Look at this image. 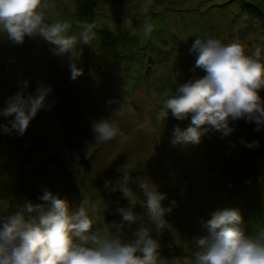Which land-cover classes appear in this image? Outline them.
<instances>
[{"label":"rangeland","instance_id":"rangeland-1","mask_svg":"<svg viewBox=\"0 0 264 264\" xmlns=\"http://www.w3.org/2000/svg\"><path fill=\"white\" fill-rule=\"evenodd\" d=\"M46 2L48 21H67L70 35H78L88 24L94 25L95 37L103 32L118 35L119 28L126 37L140 34L136 38L153 47L165 42L168 52L160 65L152 59L148 69L117 73L100 66L105 61L101 54L91 59L92 41L79 43L75 63L83 74L72 80L69 58L56 55L42 38L25 37L23 44L15 45L0 33V109L25 80V94H35L38 82L53 89L50 109H41L23 135L0 129V164L4 170L11 167L8 174L0 172V215L22 211L26 202L43 203L39 197L47 188L66 200L70 211L84 200L94 228L106 227L127 242L140 222L154 224L139 188L147 183L167 194L163 206L175 201L158 237L157 264H193L199 250L193 238L206 234L201 218L207 221L213 213L231 208L230 185L242 181L231 196L239 203L229 210L239 211L246 237L264 234V129L254 131V123L239 120L230 122L234 130L228 135L209 129L199 144L173 143L175 129L183 132L191 126L192 114L177 120L170 110L165 117L163 107L179 86L204 75L192 71L196 57L188 50L196 37L240 42L247 54L260 47L264 62V0H153L150 37L140 26L142 0ZM259 95L264 99V90ZM101 118L115 122L127 139H96L91 125ZM10 119L0 116V125ZM254 140L259 147L248 148ZM19 162L21 169L12 174ZM124 172L136 194L133 211L142 220L121 230L116 209L128 207L118 189ZM24 214L26 219L35 216Z\"/></svg>","mask_w":264,"mask_h":264},{"label":"clouds","instance_id":"clouds-1","mask_svg":"<svg viewBox=\"0 0 264 264\" xmlns=\"http://www.w3.org/2000/svg\"><path fill=\"white\" fill-rule=\"evenodd\" d=\"M152 6L153 0H142L140 4V26L146 37L154 31L149 22ZM48 8L46 0H0V33L15 45L23 44L25 37L42 38L53 46L56 55L69 58L70 78L76 80L83 74L75 63L77 45L95 38L94 25L88 24L78 35H70L67 21H48ZM188 51L196 57L192 71L199 69L204 75L179 86L163 104L165 117L169 110L177 120L192 114L191 126L183 132L177 127L172 142L199 144L209 129L228 135L234 130L230 122L239 120L254 123V131L264 129V99L259 95L264 90L260 47L247 54L240 42L225 44L211 37H196ZM27 87L25 80L0 109V116L13 117L8 125H0L4 133L15 130L23 135L41 109H50V85L38 82L35 94H25ZM91 130L103 142L127 139L109 118L93 120ZM246 146L258 148L259 142L254 140ZM129 180V174L124 172L118 185L128 200V207L116 209L122 217L118 225L121 230L142 220L133 211L136 194L128 186ZM139 188L144 196L143 207L154 224L145 226L140 222L127 242L106 227L94 228L84 200L70 211L66 200L45 188L39 197L43 203L26 202L22 211L0 215V264H157L158 237L165 231L164 217L172 212L175 201L165 207L162 202L167 199L166 193L147 183ZM25 212L35 216L26 219ZM241 224L238 210L213 213L207 221L201 218L200 226L206 234L193 238L199 249L193 264H264V234L246 237Z\"/></svg>","mask_w":264,"mask_h":264},{"label":"trees","instance_id":"trees-1","mask_svg":"<svg viewBox=\"0 0 264 264\" xmlns=\"http://www.w3.org/2000/svg\"><path fill=\"white\" fill-rule=\"evenodd\" d=\"M116 31L120 34L112 36V34H105L103 32L101 36L95 37L91 42L93 50L88 54L91 59L95 60L101 54V61H105H103L100 66L113 68L117 73L129 74L130 72L132 73L135 68L142 69L143 66H146L148 69L152 59H155L159 65L162 61L165 62L166 52H168V50L165 49L167 47L165 42H161L160 45L153 47L151 43L142 42L137 39L136 37L140 36V34H138V36H134L133 34V38H130L121 33L119 28H116ZM88 54H86V56H88ZM98 73L101 76L103 75L101 70ZM246 157H249V154H247ZM245 161L247 160H243V162ZM17 169H21L20 162L17 163L12 174L15 173ZM10 170L11 167H7L4 170V165L0 164V172L4 171L8 174ZM224 172L227 173V171ZM160 252L164 251L161 250Z\"/></svg>","mask_w":264,"mask_h":264}]
</instances>
